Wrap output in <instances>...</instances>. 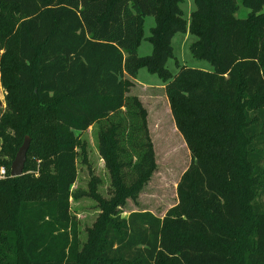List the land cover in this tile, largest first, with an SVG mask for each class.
Wrapping results in <instances>:
<instances>
[{
    "label": "trees",
    "instance_id": "obj_1",
    "mask_svg": "<svg viewBox=\"0 0 264 264\" xmlns=\"http://www.w3.org/2000/svg\"><path fill=\"white\" fill-rule=\"evenodd\" d=\"M183 0H0V264H264V0H195L191 53L213 71L167 67ZM153 51L140 56L145 17ZM159 74L191 163L163 217L121 208L157 170L148 110L129 95ZM99 123L109 199L80 241L70 199L82 133ZM31 137L24 173L11 165ZM40 159V163L35 161Z\"/></svg>",
    "mask_w": 264,
    "mask_h": 264
},
{
    "label": "rangeland",
    "instance_id": "obj_2",
    "mask_svg": "<svg viewBox=\"0 0 264 264\" xmlns=\"http://www.w3.org/2000/svg\"><path fill=\"white\" fill-rule=\"evenodd\" d=\"M238 4L239 9L236 15L240 18L246 17L249 9L240 0H238ZM181 7L184 11V17L188 22V29L186 32L176 33L173 37L174 56L168 60L167 67L174 75L178 73L179 65L213 71L214 67L210 61L199 59L190 51V45L197 39L196 35L189 30L190 15L196 9L195 0H183ZM154 25L155 17L147 15L144 24L145 38L138 49L140 56L149 55L153 51V45L149 37ZM139 70V77L142 80L151 82L154 86L161 88L164 81L159 74L150 72L145 67ZM156 91H159V93L151 91L150 98L152 100L151 104L148 105L149 107L143 104L150 112L148 119L154 142L157 170L144 185L138 199H128L127 204L121 208V215L124 217H127L131 212L136 210H149L163 217L171 207L178 203V182L192 160L190 150L182 134L174 128V118L169 110V106H167L168 104H166V90H164L165 95L163 92L162 94L160 93L163 90ZM6 94L7 91L0 78V103L2 107L6 106ZM156 121H159V124L155 125ZM99 128L100 124L96 123L81 135V139L86 145V155H84L82 148L79 147L78 176L76 183L72 186V190L77 196L74 195L70 199L71 213L75 221L73 227H71V232L73 234L75 231L76 237L80 241V247L87 240L88 229L93 226L101 214L98 200L88 194L91 178L95 176L100 179V182L97 184V192L103 198L109 199L112 193L111 177L99 153ZM26 137L30 138L31 145V137L28 135ZM1 143L0 141V145ZM35 162L36 164L40 163V159Z\"/></svg>",
    "mask_w": 264,
    "mask_h": 264
},
{
    "label": "crops",
    "instance_id": "obj_3",
    "mask_svg": "<svg viewBox=\"0 0 264 264\" xmlns=\"http://www.w3.org/2000/svg\"><path fill=\"white\" fill-rule=\"evenodd\" d=\"M139 75H140V70H139V72L137 74V78H131V80L133 82V86H131L130 91L128 92V94L129 95L138 96L143 101V103L147 107H149L148 105L151 104V100H152L150 98L151 97V93L154 92V91L159 93V91H156V90H163L160 93L162 94V92H163V94L165 95V91H164L165 90V84L163 83L161 85V88H159L158 86H154L151 82H147L146 80H142V78H140ZM165 98H166V104H168L167 106H169V110L171 112L169 101L167 102V99H168L167 96ZM149 114H150V112L148 110V118H149ZM148 123H149V119H148ZM174 123H175V121H174ZM156 124H159V121H156L155 125ZM174 125H175L174 128L177 130V132H179L177 127H176V124H174ZM149 128H150V125H149Z\"/></svg>",
    "mask_w": 264,
    "mask_h": 264
},
{
    "label": "water",
    "instance_id": "obj_4",
    "mask_svg": "<svg viewBox=\"0 0 264 264\" xmlns=\"http://www.w3.org/2000/svg\"><path fill=\"white\" fill-rule=\"evenodd\" d=\"M29 147L30 138L26 137L11 165V176H20L24 173Z\"/></svg>",
    "mask_w": 264,
    "mask_h": 264
},
{
    "label": "built area",
    "instance_id": "obj_5",
    "mask_svg": "<svg viewBox=\"0 0 264 264\" xmlns=\"http://www.w3.org/2000/svg\"><path fill=\"white\" fill-rule=\"evenodd\" d=\"M8 175V170L5 166H0V178H4Z\"/></svg>",
    "mask_w": 264,
    "mask_h": 264
}]
</instances>
